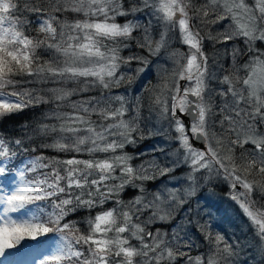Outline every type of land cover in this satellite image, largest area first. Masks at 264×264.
<instances>
[{
    "label": "snow or ice",
    "instance_id": "obj_1",
    "mask_svg": "<svg viewBox=\"0 0 264 264\" xmlns=\"http://www.w3.org/2000/svg\"><path fill=\"white\" fill-rule=\"evenodd\" d=\"M176 34L185 51L169 52ZM37 106L43 122L0 136V264L264 257V0H0V117ZM152 136L163 146L139 151ZM201 180L229 186L257 243L177 219ZM192 225L207 245L195 256Z\"/></svg>",
    "mask_w": 264,
    "mask_h": 264
},
{
    "label": "trees",
    "instance_id": "obj_2",
    "mask_svg": "<svg viewBox=\"0 0 264 264\" xmlns=\"http://www.w3.org/2000/svg\"><path fill=\"white\" fill-rule=\"evenodd\" d=\"M121 23L124 21L121 19ZM176 48V46H175ZM177 49H184L185 46L178 45ZM207 51L209 53L213 52L214 49L212 48L211 44L207 45ZM123 55H128V51L125 50ZM167 54V53H164ZM136 65H133L135 67ZM155 71H148L146 74H142L141 78L137 81L135 85H133V88L135 90L141 89L145 84H147L149 81H152L153 83L156 82V76L154 74ZM49 112L48 106H37V107H32V108H27L23 110L22 112L6 115L3 117H0V136L7 138V139H17V138H22L25 136L26 130L30 131L29 126L35 127L37 124L41 123L44 121L45 115ZM142 117H143V124L142 127H146L148 129H153L155 130V119L151 120L149 119V112L147 108L145 107L144 111L142 112ZM33 139H36L37 143H42L38 138L33 137ZM157 139H161L159 136H152L147 138L145 141H143L139 146L138 150L143 151L145 149H140L141 147H146L151 144H153ZM29 148H31V145H29ZM137 149H134L133 147H129L127 151L130 154H135V151ZM45 155L52 156L55 155V153L52 150H43ZM146 151V150H145ZM40 152L33 153L29 151L28 153H25L23 158L25 160L32 158L35 155H39ZM151 157V156H150ZM134 164H138L137 160L134 161ZM179 173V172H177ZM129 196L132 195L131 192L128 194ZM127 199V197H125ZM75 218V217H74ZM206 222V220H202L201 223ZM194 227V228H193ZM191 227V229H194L195 231L197 230L195 226ZM210 230L214 233H220L225 236V238L231 239L235 238L240 241H245L249 243H257V241L254 238V234H249V236H245L241 234L240 232L236 230H232L229 228L225 227H217L212 224H210ZM200 247L192 249L191 255H199L203 252L207 251V245L206 242L203 239V235L200 232ZM194 242L197 244V241L194 240ZM186 251V250H185ZM255 252L253 248H248L247 253L242 256V264H262L259 255ZM257 257V258H256ZM181 264H183V261H181Z\"/></svg>",
    "mask_w": 264,
    "mask_h": 264
},
{
    "label": "rangeland",
    "instance_id": "obj_3",
    "mask_svg": "<svg viewBox=\"0 0 264 264\" xmlns=\"http://www.w3.org/2000/svg\"><path fill=\"white\" fill-rule=\"evenodd\" d=\"M154 39H159V32L154 33ZM170 43L172 45L179 43L178 34L172 35L170 37ZM180 51H185V50L180 49ZM164 55L167 56V54H164ZM159 62L164 63V60H160ZM167 66L171 67V62H169ZM148 71H155L154 66H153V68H150ZM153 119L154 118H151V120H153ZM158 127H159V125L155 121V128H158ZM159 137L161 139H157L153 144L146 146V147H141L140 149L149 150L155 145L163 146L165 138L163 136H159ZM145 150H143V151H145ZM169 150H171V146H169ZM157 155H159V154H157ZM151 158L152 157H150V156H146L143 159L150 160ZM141 162H142L141 160H139V159L137 160L138 164H140ZM188 171H189V169L186 166H182L179 170H177L174 173V175L176 177H178L181 181H183L184 177ZM177 172H179V173H177ZM167 179L168 178L165 177V178H161V180H159L155 183L149 182L147 185L148 189L150 191H155L159 187V185ZM219 182H220V180H212L210 182L205 183L203 180H201L200 181V187L198 188V190L204 186H209L208 187L209 192L198 194V191H197L196 196L190 199L189 203L184 206V208L178 213L177 217L182 212L180 219H182L185 215H189V218L195 217L196 219H199L200 222L204 218L207 222H209L210 224L217 226L219 228H221V227L229 228L230 226H232L233 222H231V220L234 219L233 207L236 206L237 203L235 201H233L231 198H229L230 196H227L225 194H220L217 190H215L214 188L211 187V185H215ZM169 186L175 187L177 185L174 182H172L169 184ZM229 191H230V189H229ZM215 192L217 194L221 195V199L218 197V195ZM229 194H230V192H229ZM189 208L192 209L191 214L188 213ZM197 213H198V216H197ZM193 226L194 225L189 226V228H188L189 235L192 237L193 240L197 241V244L200 245V236H201L200 231L197 228H196L197 229L196 231L194 229H191V227H193Z\"/></svg>",
    "mask_w": 264,
    "mask_h": 264
}]
</instances>
